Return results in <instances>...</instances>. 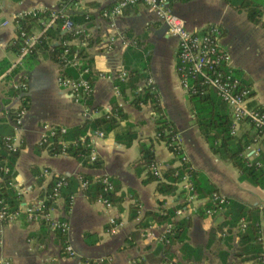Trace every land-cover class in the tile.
Wrapping results in <instances>:
<instances>
[{
  "label": "crops",
  "instance_id": "1",
  "mask_svg": "<svg viewBox=\"0 0 264 264\" xmlns=\"http://www.w3.org/2000/svg\"><path fill=\"white\" fill-rule=\"evenodd\" d=\"M118 1L0 0V21L11 20L17 14L30 11L60 10L68 17L84 16L79 28L94 41L91 47L85 49L90 60L92 93L86 101L88 104L81 105L73 103L66 91L59 88L57 78L60 68L46 55L37 53L30 63L25 64L23 59L17 63L18 53L12 49L19 27L12 21L0 27V60L9 64L7 71L0 76V125L5 124L11 129V141L18 152L12 186L20 196L17 216L0 221V260L7 259L11 264H136L139 260L144 261L145 256L158 245L163 246L144 235L146 228L163 224L150 223L146 228L137 229L136 223L145 212L175 210L181 195L178 196L177 186L173 195L157 194L155 183H143L144 172L133 170L139 145L154 137V126L153 113L148 104L133 107L128 90L120 95L114 89L118 73L136 65L129 60L132 53L147 59L145 81L149 80L156 91L163 114L176 130L190 168L204 175L229 204L236 202L247 208L264 209V192L247 181L239 180L237 172L227 161L213 155L194 124L188 97L180 89L175 75V39L169 37L164 25L141 6L127 7L111 20L103 18L102 12ZM253 1L261 5L264 19V0ZM228 5L224 0L176 1L172 12L183 20L189 32L197 33L211 25L220 30L218 45L227 54L228 67L243 85L249 87V106L264 111V29L251 24L244 11L234 10ZM30 35L39 37L40 32L31 28ZM110 37L113 42L107 49L105 44H109L106 41ZM129 47L131 51L126 52ZM16 69V75L8 77ZM15 86H23V90L14 89ZM10 88L19 94L13 96ZM20 94L26 96L27 108L23 109L24 113L16 125L10 122L9 113L20 107ZM114 105L120 108L122 117L118 119L115 130L103 133L104 137L94 143L93 149L100 164L98 169H84L79 161L66 154L51 156L37 147L49 129H71L86 119L108 113ZM85 110L88 114H84ZM128 130L135 132L136 139L125 147L115 137L124 135ZM250 133H253L250 126L240 122L235 125L232 135L239 137ZM250 149H259L264 164V140L255 137ZM152 152L154 163L160 168L177 166V160L162 142L154 141ZM31 169L37 176L32 175ZM81 172L87 173L92 180L107 177L114 196L120 201L112 204L110 209H106L98 199L89 201L83 193L85 189L79 185L78 174ZM54 177L76 178L78 183L77 190L70 196L66 213L60 199L53 201L48 210L51 219L66 222L68 231L64 241L75 253L72 258L61 251L56 232H51L48 226L42 232V220L29 217L24 212L26 208L35 207L42 198L40 191ZM130 205L137 207L134 220L128 219ZM202 206V203H197L191 211L175 220L189 219L186 242L191 247L203 249V260L198 264H219L215 248L206 246L209 232L221 222V216L200 218L198 211ZM109 220H115V224L110 225ZM160 232V227L153 230L154 236ZM229 236L228 248L221 241L219 243L228 253L226 264H254L235 256L238 237L235 232ZM217 237L218 232L215 233ZM179 247L174 244L169 248L173 264H193L181 261Z\"/></svg>",
  "mask_w": 264,
  "mask_h": 264
},
{
  "label": "trees",
  "instance_id": "2",
  "mask_svg": "<svg viewBox=\"0 0 264 264\" xmlns=\"http://www.w3.org/2000/svg\"><path fill=\"white\" fill-rule=\"evenodd\" d=\"M18 1V0H15ZM176 1H188V0H175ZM228 6L234 10H242L245 12L247 20L254 25H259L264 29V19H262L263 11L261 5L257 4L253 0H224ZM47 13L36 14L34 16H27L20 20L19 31H23L27 36H30V29L34 28L37 31L41 30V25L38 21L46 18ZM84 16L68 17L74 28L71 32H63L61 30L62 21L58 20L54 25L50 26L47 30L39 35L36 40V44L29 49L26 56L23 57L25 64L30 63V60H35L37 53L46 55L50 60L55 62L58 66H61V75L69 78L77 76L76 68L62 65L61 55L64 50H67L66 59H70L73 56L78 58L81 62V68L88 69V73L84 78L90 83V60L87 59L85 49L91 47L94 44L92 38L85 39L83 36L74 35L73 31L80 30L79 26L83 23ZM85 41L86 46L81 47L77 42ZM62 42H67L66 46L62 45ZM75 42L76 44H72ZM20 40L16 38L14 43L13 52L18 53L20 49ZM131 51V48H127L126 52ZM131 62L136 63L132 69L126 70V79L124 82L115 81L114 87L117 92L122 95L126 90L130 92L131 100L130 104L133 107L138 108L140 105L148 104L153 113V126L154 137L148 138L146 143L139 145L138 158L133 162V170L136 173L144 172L143 183H155V190L157 194L161 196H170L175 193L178 177L183 174L189 176V180L192 183L193 192L198 200L209 197L212 193H217L216 188L209 180L199 172L192 169L188 170L184 166H176L173 168H161L159 170L160 177L157 178L153 175V172L149 169V166L154 162L152 144L154 141L162 142L165 146L169 145L172 137L177 132L173 125L166 119L163 111L160 107L158 96L152 85H145L146 76L144 72L147 70V59L141 57L140 54L132 53L130 59ZM9 64L6 60H0V76L7 71ZM17 73L16 70H12L8 77H13ZM145 81V82H144ZM91 85V83H90ZM141 86V87H140ZM202 94H190L188 95V101L190 106V112L193 118V122L196 125L203 141L207 144L210 152L227 161L237 172L238 178L241 181H247L252 186L262 190L264 192V164L262 161L263 154L259 152L256 158L249 159L246 149L250 147L256 133L250 135H242L236 137L230 133L231 129V117L227 107L218 100L213 90L208 88H201ZM10 92L13 96L19 94L18 91L10 88ZM21 104L16 111L9 113V119L11 123L16 121V113L20 109H26L27 98L24 94H20ZM88 101V99H86ZM85 101V102H86ZM84 102V103H85ZM86 105L88 102L85 103ZM111 114H102L94 119H86L80 125L66 130L62 135L58 130H55L54 135L49 137L44 142L40 141L37 147L40 150H45L49 155H58L61 150L60 141L68 142L64 148L66 155L74 158L81 163L84 169H98L100 164L96 161L92 164H88L84 159L88 154V148L85 147V143L88 140L86 134L93 133L95 131H101L107 133L117 128L118 119L121 116V110L117 106H113ZM57 129V128H55ZM11 129L5 125H0V200L7 213H13L17 210L20 203V196L17 195L12 183L14 177V164L18 155V152H12L8 149L9 141L7 138H11ZM82 137L83 143L79 138ZM116 141L125 147H128L135 139L136 134L134 131L128 130L124 135L116 136ZM171 149L170 147L167 148ZM176 158L177 155H175ZM259 163V165H255ZM186 167V166H185ZM32 175L37 176L34 169H31ZM176 173V175H175ZM58 178V177H57ZM54 177L44 188L40 191V197H45L51 193L54 185ZM86 181L87 187L83 191L85 197L89 201H94L99 197L106 199L112 204H116L120 201V198L114 196V190L111 192L104 191V186L99 179L92 180L91 177L81 172L78 174V181ZM40 182V180L38 181ZM65 185L58 189V197L62 201L63 212L66 213L69 209L70 196L77 190V179L64 178ZM182 193L179 192L178 196ZM180 197V196H179ZM53 201L48 199L44 201L43 211L48 210ZM161 204V202H159ZM183 203L178 202L177 208H182ZM208 206V205H207ZM137 207L130 205L128 208V219L134 220L136 218ZM173 209L161 210L158 212H145L136 223L137 229L146 228L150 223L164 224L172 223V235L168 239L166 245H158L150 254L146 255L144 261H137L136 264H163L170 260L169 248L174 244L180 245L179 253L182 262L198 264L203 260V249L199 247H191L186 242V233L189 225V219L187 217L179 220H172ZM200 218H205L202 210L198 211ZM207 218V217H206ZM243 219L246 222V228L243 231H239V220ZM262 222L264 224V209L247 208L236 202H231L221 214V222L215 229L209 232L208 243L206 247L212 245L215 249L214 252L219 260V264H226V258L228 256L227 251H224L220 246V241L226 248L229 247L230 236L232 232H235L238 237V249L235 256L240 258L241 261L255 262L259 252L260 245L257 243L258 225ZM47 225L44 221H41L40 230L45 232ZM219 233V237L215 238V233ZM56 234V233H55ZM59 239L60 245L63 249L64 237L60 234H56ZM208 249V248H206ZM212 250V249H211ZM210 250V251H211ZM63 252V251H62ZM212 252V251H211Z\"/></svg>",
  "mask_w": 264,
  "mask_h": 264
},
{
  "label": "built area",
  "instance_id": "3",
  "mask_svg": "<svg viewBox=\"0 0 264 264\" xmlns=\"http://www.w3.org/2000/svg\"><path fill=\"white\" fill-rule=\"evenodd\" d=\"M71 3H77L80 0H66ZM175 0H119L114 4L109 10L103 11L101 16L105 19H114L121 15L123 9L131 6H141L148 13L153 14L166 28L167 35L176 41L175 49V75L177 77V82L183 93L188 96L190 94H197L202 92L201 88H208L213 90L216 97L220 102H222L230 111L231 114V129L230 133H234L235 125L244 122L250 125L253 131L256 133L258 139L264 140V111L256 107L249 106V100L251 97V91L249 87L243 85L239 78L234 74V72L228 67L227 64V54L218 45V40L221 37V32L216 26H207L203 31L192 33L186 30L183 20L173 14L172 6ZM46 13V10H36L30 11L24 14H17L11 20L0 21V27H5L12 21L17 27H19V21L27 16H34L36 14ZM62 21L61 30L63 32H71L74 30L71 21L68 19L64 13L60 10H55L47 13L46 18L40 20L41 30L40 34L47 30L50 26L54 25L56 21ZM74 35L83 36L85 39L89 38L81 30L73 31ZM16 38L20 40V49L17 55V63L22 61L23 57L29 52V49L36 44L38 37L32 35L27 36L23 31H17ZM106 40V39H105ZM105 48H109V45L113 42V38H108ZM81 47L86 46L85 41L77 42ZM63 46L67 45V42H62ZM67 50H64L61 55L62 65H67L72 68H76L77 76L74 78H69L61 75L62 68H60V74L57 78V85L59 88L66 91L69 99L75 104H81L88 99L92 93V87L84 76L88 73V69L81 68V62L78 58L73 56L70 59H66ZM126 79V72L121 71L116 76V80L119 82H124ZM145 85H151L149 80H146ZM23 90V86H15L14 89ZM115 92H117L116 87H114ZM85 109L87 107H84ZM84 114H88L85 110ZM24 110L20 109L16 113L15 124H19V120L23 115ZM112 111L109 110L107 114H111ZM55 130H58L59 134H64L66 129L64 128H51L48 133L45 134L41 141L44 142L49 137L54 135ZM88 140L84 144L88 148V154L85 156V160L88 164H92L97 161L96 155L93 149L96 140H101L104 137L103 132L95 131L90 134H86ZM80 142H84L82 137L79 138ZM9 141L8 149L12 152H16L11 138H7ZM61 150L59 154H65L64 148L68 142L60 141ZM169 154L177 160V166H184V168L190 170L187 159L182 153L178 135L176 134L172 137L169 145L165 146ZM249 159H254L259 154V149L251 150L250 147L246 149ZM178 158H176V156ZM259 165V163H255ZM186 166V167H185ZM149 169L153 172V175L157 178L160 177L159 170L160 166L156 163H152ZM176 175V173H175ZM54 185L52 187L51 193L45 197H42L36 202L35 207H30L24 209L25 214L29 217L37 218L46 223L48 229L51 232H56L63 237H65L68 226L66 222L51 219L48 215V210L43 211L44 201L51 199L55 201L59 199L58 189L65 185L63 177H55ZM101 184L104 186V191H113L112 184L107 177L99 178ZM178 190L182 193L181 203L184 204L182 208H176L173 212L172 220L182 217L186 212L191 211L192 207L197 203H202L201 207L203 215L206 217L221 216L225 208L229 205V201L222 195L218 193H212L209 197L198 200L193 192L192 183L189 180L187 174L180 175L177 181ZM80 188L85 189L87 187L86 181L79 180ZM98 202L106 209L112 207V203L108 202L106 199L98 198ZM208 205V206H207ZM17 216V212L7 213L0 200V221L12 220ZM110 225L115 224V220H109ZM157 227L161 228V232L158 236H154L153 230ZM172 223H165L162 226H155L153 224L151 227L146 228L144 235L146 237H152L159 244H167L169 237L172 235L173 229ZM152 228L153 230H149ZM246 228V222L243 219L239 220L238 229L243 231ZM257 243L260 245V252L254 262V264H264V224L262 222L258 225L257 233ZM63 253L72 258L75 256L74 251L71 246L64 241L63 243ZM0 264H11L7 259H1ZM163 264H173V261L168 260Z\"/></svg>",
  "mask_w": 264,
  "mask_h": 264
}]
</instances>
